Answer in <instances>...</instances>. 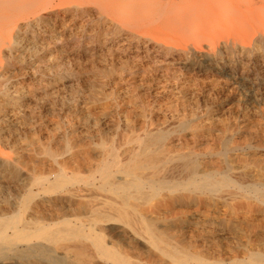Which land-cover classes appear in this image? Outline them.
<instances>
[{
  "label": "rangeland",
  "instance_id": "obj_1",
  "mask_svg": "<svg viewBox=\"0 0 264 264\" xmlns=\"http://www.w3.org/2000/svg\"><path fill=\"white\" fill-rule=\"evenodd\" d=\"M94 15L57 16L53 28L21 31L15 47L2 53L0 158L19 170L11 178L0 164L4 211L12 212L33 177L84 178L109 154L122 164L135 153L144 159L143 144L155 138L178 166L156 178L181 182V161L194 158L199 173L264 187V37L226 46L216 42L206 59L189 47L166 51L156 40L132 39L129 28L117 32ZM231 192L234 198H225L234 201L218 199V210H204L214 200H191L183 247L215 258L227 244V234H217L223 229L264 253V203ZM237 204L252 211L247 218L220 216L222 205Z\"/></svg>",
  "mask_w": 264,
  "mask_h": 264
},
{
  "label": "bare ground",
  "instance_id": "obj_2",
  "mask_svg": "<svg viewBox=\"0 0 264 264\" xmlns=\"http://www.w3.org/2000/svg\"><path fill=\"white\" fill-rule=\"evenodd\" d=\"M161 1L0 0V64L2 53L15 47L21 31L53 28L57 16L91 12L95 20L109 22L117 32L129 28L132 39L156 40L166 51L189 47L206 59L212 57L216 42L226 46L264 37L259 32L264 31V0ZM142 152L144 159L135 153L124 164L109 154L84 178L62 180L60 173L52 181L31 178L11 213L0 206V264H264V253L248 248L236 231H217L228 238L215 258L183 247L181 239L189 233L191 222L184 218L194 197L214 200L204 210H218L216 201L233 199L232 189L240 199L264 203V187L239 186L226 174L199 173L194 158L181 161L179 168L185 174L181 182L173 176L156 178L178 169L174 157L158 138L144 143ZM0 164L8 176L17 178V166L1 158ZM237 205L230 209L222 205L220 216L247 218L252 212L247 205L243 208L245 204Z\"/></svg>",
  "mask_w": 264,
  "mask_h": 264
}]
</instances>
